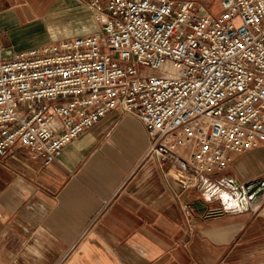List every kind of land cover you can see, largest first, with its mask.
I'll return each mask as SVG.
<instances>
[{
    "label": "built area",
    "instance_id": "2783aa9c",
    "mask_svg": "<svg viewBox=\"0 0 264 264\" xmlns=\"http://www.w3.org/2000/svg\"><path fill=\"white\" fill-rule=\"evenodd\" d=\"M77 1L95 31L10 56L0 32V162L28 149L49 165L113 110L145 126L170 187L203 191L261 146L264 0H220L217 13L195 0Z\"/></svg>",
    "mask_w": 264,
    "mask_h": 264
},
{
    "label": "crops",
    "instance_id": "0c3cea01",
    "mask_svg": "<svg viewBox=\"0 0 264 264\" xmlns=\"http://www.w3.org/2000/svg\"><path fill=\"white\" fill-rule=\"evenodd\" d=\"M82 6L90 9L77 0H0L5 55L80 35L65 32ZM150 146L138 118L113 110L49 165L28 149L6 157L0 264H264V192L252 194L261 181L264 189V141L203 191L170 187ZM197 200L204 213L223 212L188 213Z\"/></svg>",
    "mask_w": 264,
    "mask_h": 264
},
{
    "label": "rangeland",
    "instance_id": "374dc122",
    "mask_svg": "<svg viewBox=\"0 0 264 264\" xmlns=\"http://www.w3.org/2000/svg\"><path fill=\"white\" fill-rule=\"evenodd\" d=\"M201 6L210 10L211 12H219V2L220 0H195ZM81 3V2H80ZM83 4V3H82ZM78 15V21H74V27H69L66 33L70 34H85L86 32H92L91 30L95 31L98 28V23L93 17L91 10L87 7H80L76 11ZM75 18V17H74ZM83 27H85L83 29Z\"/></svg>",
    "mask_w": 264,
    "mask_h": 264
},
{
    "label": "water",
    "instance_id": "95a60500",
    "mask_svg": "<svg viewBox=\"0 0 264 264\" xmlns=\"http://www.w3.org/2000/svg\"><path fill=\"white\" fill-rule=\"evenodd\" d=\"M205 188L207 189V187H205ZM263 192H264L263 182L261 181L255 186V189H254V191H252V194L254 197H256V196L261 195ZM211 193H213V191ZM199 204H200V201L197 200L195 203H193V207H194V209H196V211H199L200 214H204L205 208H203L202 205H199Z\"/></svg>",
    "mask_w": 264,
    "mask_h": 264
}]
</instances>
